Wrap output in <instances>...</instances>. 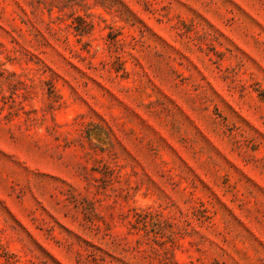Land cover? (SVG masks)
<instances>
[{
  "label": "rangeland",
  "instance_id": "374dc122",
  "mask_svg": "<svg viewBox=\"0 0 264 264\" xmlns=\"http://www.w3.org/2000/svg\"><path fill=\"white\" fill-rule=\"evenodd\" d=\"M0 78V264H264V0H0Z\"/></svg>",
  "mask_w": 264,
  "mask_h": 264
},
{
  "label": "trees",
  "instance_id": "16d2710c",
  "mask_svg": "<svg viewBox=\"0 0 264 264\" xmlns=\"http://www.w3.org/2000/svg\"><path fill=\"white\" fill-rule=\"evenodd\" d=\"M2 74V73H1ZM2 76H3V74H2ZM1 85H2V80H1V78H0V90H1Z\"/></svg>",
  "mask_w": 264,
  "mask_h": 264
}]
</instances>
